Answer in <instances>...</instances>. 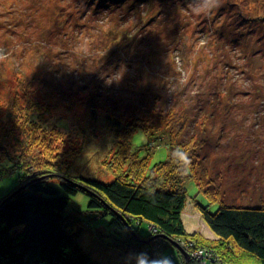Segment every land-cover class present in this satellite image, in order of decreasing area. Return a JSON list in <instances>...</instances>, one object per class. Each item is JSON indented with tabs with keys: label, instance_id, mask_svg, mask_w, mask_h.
I'll list each match as a JSON object with an SVG mask.
<instances>
[{
	"label": "rangeland",
	"instance_id": "rangeland-1",
	"mask_svg": "<svg viewBox=\"0 0 264 264\" xmlns=\"http://www.w3.org/2000/svg\"><path fill=\"white\" fill-rule=\"evenodd\" d=\"M144 5L143 0H0V52L6 61L13 57L15 71H21V100L11 90L2 111L21 123L24 151L27 142L36 143L29 160L33 168L61 166L68 174L63 166L74 164L75 174L106 183L114 177L104 164L113 135L101 115L104 102L116 112L122 108L118 114L126 117L152 116L156 135L177 136L175 142L182 144L175 154H180V164H187V153L191 164L179 172L192 174L184 182L182 222L190 238L197 239L187 241L186 246H193L190 257L181 262L175 247L161 249L157 242L148 251L144 246L141 251L112 247L110 218L90 211L89 199L78 193L65 212L82 220L78 242L94 261L201 264L208 257L207 264H259L241 251L219 250L198 205L214 213L225 201L253 208L264 203V0H210L207 5L205 0H149ZM126 42L128 50L120 54L117 48ZM6 73L5 82L20 81L10 69ZM92 78L108 90L113 85L127 88H113L112 97L99 94V115L93 120L84 105L90 93L82 88ZM155 97L160 98L157 106ZM154 109L161 122L157 115L153 119ZM167 112L180 115V120L168 125ZM131 143L141 155L150 154L151 166L169 156L163 142L157 144L141 129ZM69 149L73 156L60 160ZM3 163L0 168L8 164ZM56 181L67 183L68 178ZM17 185L16 174L4 175L0 199ZM216 191L222 193L220 202L214 199ZM135 227L141 237L151 235L146 223Z\"/></svg>",
	"mask_w": 264,
	"mask_h": 264
},
{
	"label": "trees",
	"instance_id": "trees-1",
	"mask_svg": "<svg viewBox=\"0 0 264 264\" xmlns=\"http://www.w3.org/2000/svg\"><path fill=\"white\" fill-rule=\"evenodd\" d=\"M143 1L145 5L149 3V0ZM125 44L117 48L120 54L128 50L129 42ZM88 74H95L94 78L102 81L110 80L108 76L97 72ZM3 78L0 72V79ZM94 78L88 83L84 82L82 86L83 90L90 93L84 99V105L88 107V116L92 120L99 115L95 105V98L99 94L112 97L113 88L117 91L127 89L122 85H113L108 90V86ZM136 87L138 91L143 90L142 84H137ZM3 93L0 87V97ZM222 97L217 98L218 102H222ZM17 98L21 100V93ZM8 100L7 95L6 101L0 102V107ZM62 101H66V97ZM159 101L160 98L155 97L154 106ZM210 104L213 109L216 108L213 101ZM104 105L106 109H103L101 115L107 123L108 131L113 135L111 145L107 147V160L104 162L114 176L109 183L77 175L74 164L69 163H66L67 167L63 166L68 168V174L62 172L61 166L57 170L47 167V164L33 168L29 165V160L32 159L33 150H36L31 145L36 143L27 142L28 150L24 151L21 123L13 122V114H7L0 108V165L2 160L8 163L0 168V180L4 175L16 174L18 178V185L0 199V264H106L94 261L80 246L78 239L83 229L82 220L65 212L70 198L78 193L89 199L90 211L101 213V218H110L107 225L111 230L109 238L112 247L127 251H141L145 247L148 251L149 246L157 242L161 249L166 245L177 250L180 247L183 253L178 250L181 262L185 256L190 257L188 249L193 246L192 242H188L190 247L186 246L187 241L197 239L190 238L192 235L187 234L182 222V213L187 204L184 182L192 178L190 171L188 174L184 171L186 175L179 172L188 165L180 164V154H175V148L182 144L175 142L177 136L169 137L162 133L156 135L152 129L155 126L152 116L147 115V119L130 115L126 117L118 114L123 112L122 108L116 112L117 108L113 109V105L106 102ZM79 107L84 108L83 105ZM156 115L161 122L160 112L154 109V120ZM165 116L169 117L167 121L171 124L168 125L177 123L181 118L174 113L170 117L169 112ZM5 120L8 123H4ZM29 125H36V129L39 127L37 124ZM138 129L152 134L158 140L157 144L164 143L169 155L165 162L151 166L148 161L150 154L145 157L133 148L131 138ZM96 136L97 134L94 137ZM101 138L103 140V135ZM70 154L69 149L60 154L61 158L58 155V158L61 160L64 155L66 157ZM62 177L68 178V182L58 184L56 179L60 180ZM76 184L87 190L77 188ZM207 188L206 186L204 189ZM13 192L14 196L5 201ZM215 195L214 199L218 202L223 200L221 191H216ZM198 208L204 224L219 240L215 243L219 250L226 249L232 253L235 250L241 251L259 264H264V203L253 208L238 207L231 201H225L214 213L209 212L208 206L198 205ZM141 223H146L149 227L151 235L148 238L141 237L135 227ZM132 233L136 238L132 237ZM208 261L209 258L205 257L201 264H207Z\"/></svg>",
	"mask_w": 264,
	"mask_h": 264
},
{
	"label": "bare ground",
	"instance_id": "bare-ground-1",
	"mask_svg": "<svg viewBox=\"0 0 264 264\" xmlns=\"http://www.w3.org/2000/svg\"><path fill=\"white\" fill-rule=\"evenodd\" d=\"M8 5H10V4H8ZM6 15H7V13L5 14V16ZM3 55L4 54L0 52V59H1L0 60V72L4 76V74H7L6 73V70H9L10 69L11 70V74L12 75H15L14 76L15 78H19L20 81L15 80V81H12V82H5L4 81L5 80L4 78H3V80L0 79V87L3 90V92H4L3 93V96L0 97V102L6 101L7 95L9 94V92L11 90L16 91V95H19L21 93V75L18 73V72L21 73V71L19 69H18V72L15 71L14 66H13V61H12L13 57L11 59H9L8 61H6L7 58L2 57ZM10 56H11V54H10ZM19 67L21 68V64L19 65ZM15 113L18 114V115H20L17 112H15ZM14 194L15 193L13 192L8 198L5 199V201L7 199H11L14 196Z\"/></svg>",
	"mask_w": 264,
	"mask_h": 264
},
{
	"label": "clouds",
	"instance_id": "clouds-1",
	"mask_svg": "<svg viewBox=\"0 0 264 264\" xmlns=\"http://www.w3.org/2000/svg\"><path fill=\"white\" fill-rule=\"evenodd\" d=\"M209 2H210V0H205V4H206V5H207ZM185 160H186V163H187L188 165L191 164V161H190V159L188 158L187 153H186V156H185Z\"/></svg>",
	"mask_w": 264,
	"mask_h": 264
},
{
	"label": "water",
	"instance_id": "water-1",
	"mask_svg": "<svg viewBox=\"0 0 264 264\" xmlns=\"http://www.w3.org/2000/svg\"><path fill=\"white\" fill-rule=\"evenodd\" d=\"M117 215H118V214H117ZM178 250L181 252V254H183V253H182V250L180 249V247H178Z\"/></svg>",
	"mask_w": 264,
	"mask_h": 264
}]
</instances>
